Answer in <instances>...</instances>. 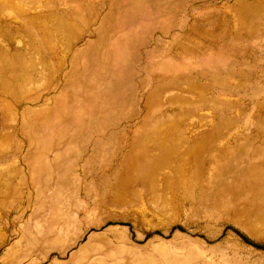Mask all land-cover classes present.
<instances>
[{"label":"rangeland","instance_id":"1","mask_svg":"<svg viewBox=\"0 0 264 264\" xmlns=\"http://www.w3.org/2000/svg\"><path fill=\"white\" fill-rule=\"evenodd\" d=\"M0 264H264V0H0Z\"/></svg>","mask_w":264,"mask_h":264}]
</instances>
